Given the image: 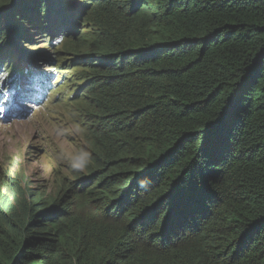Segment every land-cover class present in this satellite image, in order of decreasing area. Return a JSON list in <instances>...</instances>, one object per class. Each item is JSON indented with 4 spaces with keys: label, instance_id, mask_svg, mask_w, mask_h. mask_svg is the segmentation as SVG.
I'll return each mask as SVG.
<instances>
[{
    "label": "trees",
    "instance_id": "trees-1",
    "mask_svg": "<svg viewBox=\"0 0 264 264\" xmlns=\"http://www.w3.org/2000/svg\"><path fill=\"white\" fill-rule=\"evenodd\" d=\"M12 1L0 62L86 14L91 150L54 195L0 174V264H264V0Z\"/></svg>",
    "mask_w": 264,
    "mask_h": 264
},
{
    "label": "rangeland",
    "instance_id": "rangeland-1",
    "mask_svg": "<svg viewBox=\"0 0 264 264\" xmlns=\"http://www.w3.org/2000/svg\"><path fill=\"white\" fill-rule=\"evenodd\" d=\"M78 2L82 0H75L76 5ZM41 15L46 17L44 10ZM85 18L82 14L78 29L73 23L51 27L44 19L45 30L38 22V27L27 25L31 39L14 44L12 49L7 47L8 56L14 59L0 62V79L23 81L26 70L17 73L16 69L38 66V71L32 72L34 87L38 89L44 80L50 83L45 104L39 110L27 106L22 120L0 123V174L20 176L27 189L38 194L54 195L63 181L84 172L89 161L91 109L80 80L86 65L77 63V51L67 48L86 34L84 28L89 26L83 27ZM20 57L23 65L17 64ZM6 71H13V76Z\"/></svg>",
    "mask_w": 264,
    "mask_h": 264
},
{
    "label": "clouds",
    "instance_id": "clouds-1",
    "mask_svg": "<svg viewBox=\"0 0 264 264\" xmlns=\"http://www.w3.org/2000/svg\"><path fill=\"white\" fill-rule=\"evenodd\" d=\"M20 1V0H19ZM18 1V2H19ZM17 2V3H18ZM17 3H14L13 5H10L8 8H7V10L10 8V7H12V6H14L15 4H17ZM21 59L19 60L18 59V61H17V64L18 65H23L22 64V57H20ZM14 59V58H13ZM19 70H20V72L22 71V69H25L26 70V74H25V76H22V79H23V81H19V79L18 80H16V78H14V79H11L10 81H11V88H12V96H10V98H9V100H13L14 102H15V100H18V99H22L20 102H18L17 104H15L13 107V110H12V113L13 114H15V113H17V112H19L20 110H22L28 103H29V101H30V99H31V97H32V93H34L36 90H38V91H36V93L38 92V100L37 101H34V104H37L38 106H37V109H40L41 108V106L43 105V104H45L44 103V101H45V99H43L42 97H45L46 96V94H47V92H48V90L50 89V83L48 82V80H44L43 78H41V77H35V78H38V79H42V80H44V82H42V83H39V85H38V89L37 88H35L34 87V83L32 82V72L33 71H38V66H35V69H33L32 70V68L31 67H27V68H18ZM31 70V71H30ZM7 73H8V76L10 75V76H13V74L11 73V71H6ZM19 72V73H20ZM21 75H22V73H21ZM9 76V77H10ZM8 79V77H5V78H3V79H0V82L2 81V80H4V79ZM25 78V79H24ZM21 79V80H22ZM47 83H46V82ZM19 82H23V83H25V84H23V85H21ZM15 85H20V86H22L23 88H24V91L21 93V95L19 96V98H16V91H15ZM2 93H3V88H0V95H2ZM15 96V97H14ZM3 97L4 98H2V97H0V107H1V105H3V106H6V108L8 109V113H10L9 111H11L10 110V107L12 106V104H10L9 105V103L8 104H4V102L6 101V100H8V98H6L5 96H4V93H3ZM36 109V108H35ZM7 114V113H6ZM25 114H26V112L24 113L23 112V114H22V116L21 117H23V116H25ZM2 117H4V119L2 120V121H5L6 123H8V122H11V121H19V120H22L21 119V117H18L17 119H12V120H10V116H11V114H9L8 116H6L5 114L4 115H1ZM2 121H0V123L2 122ZM86 166V165H85ZM84 172H85V170H84ZM80 173H83V172H80ZM73 179H74V177H73Z\"/></svg>",
    "mask_w": 264,
    "mask_h": 264
},
{
    "label": "bare ground",
    "instance_id": "bare-ground-1",
    "mask_svg": "<svg viewBox=\"0 0 264 264\" xmlns=\"http://www.w3.org/2000/svg\"><path fill=\"white\" fill-rule=\"evenodd\" d=\"M10 59H13V58H5L2 61L3 64L9 62ZM32 70H33V68H32ZM15 91H16V97H19L21 95V93L24 91V88L22 86H20V85H15ZM36 91H38V90H36ZM36 91L34 93H32V97H31L29 103L22 110H20L19 112L14 114L16 117H21L23 112H26L25 110L28 109L27 106H32L33 108H37L38 105L34 104V101L38 100V92L36 93ZM42 98L45 99V97H42ZM0 113H2V114L5 113L6 114V113H8V109L6 107H4L3 105H1Z\"/></svg>",
    "mask_w": 264,
    "mask_h": 264
},
{
    "label": "water",
    "instance_id": "water-1",
    "mask_svg": "<svg viewBox=\"0 0 264 264\" xmlns=\"http://www.w3.org/2000/svg\"><path fill=\"white\" fill-rule=\"evenodd\" d=\"M19 0H13L10 5H13L14 3H17Z\"/></svg>",
    "mask_w": 264,
    "mask_h": 264
}]
</instances>
